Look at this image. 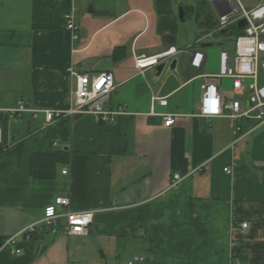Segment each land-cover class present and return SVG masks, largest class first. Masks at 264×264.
Wrapping results in <instances>:
<instances>
[{
	"label": "crops",
	"instance_id": "obj_1",
	"mask_svg": "<svg viewBox=\"0 0 264 264\" xmlns=\"http://www.w3.org/2000/svg\"><path fill=\"white\" fill-rule=\"evenodd\" d=\"M41 1L54 26H36V0H0V244L58 196L70 199L62 212L96 213L86 235L63 232L64 217L30 241L19 234L21 252L0 249V264H128L135 256L144 260L134 264H264V124L243 121L248 134L230 148L233 120L200 114V74L216 73L220 51L231 50L214 6L69 0L54 23L64 0ZM72 8L76 39L66 28ZM172 45L180 52L160 71L138 73L136 56ZM195 50L206 55L202 70L189 66ZM106 71L115 84L106 107L129 112L114 121L64 115L49 123L43 113L8 111L20 101L66 109L76 73ZM221 87L232 93L230 79ZM166 113L179 115L171 126ZM174 174L183 177L177 187Z\"/></svg>",
	"mask_w": 264,
	"mask_h": 264
},
{
	"label": "built area",
	"instance_id": "obj_2",
	"mask_svg": "<svg viewBox=\"0 0 264 264\" xmlns=\"http://www.w3.org/2000/svg\"><path fill=\"white\" fill-rule=\"evenodd\" d=\"M218 16L219 28H238V22L245 19L247 24L238 28L234 48L222 50L219 54V69L214 74L201 73L203 78L202 92L199 99L200 114L206 118L228 117L233 120V140L230 148L247 136L248 132L243 128V121L251 120L258 124H264V0H248V6L242 0H208ZM66 28L73 33L74 39L78 37L79 25L75 8L66 14ZM178 47L172 45L167 49L150 55H139L135 58V66L138 73L145 75L150 69L163 63L169 57L179 53ZM206 61V55L202 50H195L190 58L191 68L202 70ZM75 74V73H74ZM223 79L231 80V94L221 87ZM115 89L114 75L112 72H100L96 74H77L75 88L71 91L68 107L66 109L34 108L20 101L17 106L8 111L14 116L21 113H31L37 118L41 113L45 115L47 122L52 123L64 115H90L97 123L111 122L120 114H128L124 108L110 109L106 107L111 93ZM235 94H240L236 96ZM154 102L167 105L165 97L152 96ZM164 125L171 126L176 122L178 114L166 113ZM1 134V130H0ZM67 169L63 173H67ZM225 171L230 173L232 167ZM183 177L174 174L172 187H177ZM68 197L58 196L53 204L48 205L43 217L37 220L18 234L5 238L0 244V249H9L12 253H20L17 237L24 236L25 241L32 240L33 236L45 226L55 227L60 224V219L65 218L62 231L68 235H86L94 219L95 210L60 211V207H69ZM242 228H247L248 223L243 222ZM237 243H232V248ZM144 260L135 256L128 264Z\"/></svg>",
	"mask_w": 264,
	"mask_h": 264
},
{
	"label": "trees",
	"instance_id": "obj_3",
	"mask_svg": "<svg viewBox=\"0 0 264 264\" xmlns=\"http://www.w3.org/2000/svg\"><path fill=\"white\" fill-rule=\"evenodd\" d=\"M43 1L41 0H36L35 3V10H34V16H35V20H36V26H54L52 22H48L47 20L44 19V13H43ZM69 7V0H64V3L62 4V7L59 8H55V13L54 18H53V22L56 23H60L61 22V14L62 12H67ZM219 22V21H218ZM35 25V24H34Z\"/></svg>",
	"mask_w": 264,
	"mask_h": 264
},
{
	"label": "rangeland",
	"instance_id": "obj_4",
	"mask_svg": "<svg viewBox=\"0 0 264 264\" xmlns=\"http://www.w3.org/2000/svg\"><path fill=\"white\" fill-rule=\"evenodd\" d=\"M242 2H243V4L244 5H246V6H248L249 5V1L248 0H242ZM229 30H230V34L227 36V43H228V45H230L231 46V49H233L234 48V42H235V38H236V33H238V28H235V29H232V28H229ZM235 31H236V33H235Z\"/></svg>",
	"mask_w": 264,
	"mask_h": 264
},
{
	"label": "water",
	"instance_id": "obj_5",
	"mask_svg": "<svg viewBox=\"0 0 264 264\" xmlns=\"http://www.w3.org/2000/svg\"><path fill=\"white\" fill-rule=\"evenodd\" d=\"M180 16H181V18H183L182 12H181ZM246 24H247L246 20L243 19V20H240V21L238 22V25H237V26H238V28L241 29V28H243ZM164 39H165L166 41H168V42H173V40H174L173 36H165ZM174 67H175V62L172 64V68H174ZM162 68H163V64H160V65L156 66V69L159 70V71H160Z\"/></svg>",
	"mask_w": 264,
	"mask_h": 264
}]
</instances>
